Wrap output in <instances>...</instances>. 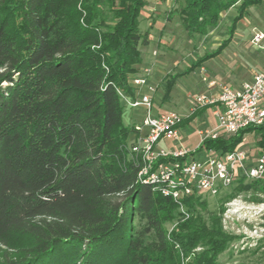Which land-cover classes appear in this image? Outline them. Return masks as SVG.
I'll return each mask as SVG.
<instances>
[{
  "label": "trees",
  "instance_id": "16d2710c",
  "mask_svg": "<svg viewBox=\"0 0 264 264\" xmlns=\"http://www.w3.org/2000/svg\"><path fill=\"white\" fill-rule=\"evenodd\" d=\"M262 1L182 0L177 16L189 36H206L229 9L234 27ZM144 6L0 0V264H218L225 235L193 216L167 232L180 205L138 181L129 151L136 132L119 94L136 96L128 77L150 41L138 29ZM249 133L264 151L263 123L204 140L196 154L232 152ZM249 185L250 201L264 203V175ZM181 206L194 214L205 202Z\"/></svg>",
  "mask_w": 264,
  "mask_h": 264
},
{
  "label": "rangeland",
  "instance_id": "374dc122",
  "mask_svg": "<svg viewBox=\"0 0 264 264\" xmlns=\"http://www.w3.org/2000/svg\"><path fill=\"white\" fill-rule=\"evenodd\" d=\"M181 4L182 0H145L138 17V29L142 33L147 32L150 41L147 46H139L142 60L135 65L136 72L128 79L130 81L143 69L150 70L147 84L156 89L152 96L151 113L157 116L174 112L181 116L179 143L172 144L191 152L201 140L199 131L204 133L217 127L211 106H207L200 120H186L188 112L197 109V97L213 96L218 91L217 86L209 89L207 82L201 80V68L216 85L237 89L264 66V41L259 46L252 43L254 32L264 34V0L257 6L249 7L234 27L237 8L229 9L206 36H189L185 32L177 16ZM208 54L214 55L203 61L199 68V62ZM143 91L146 92V89ZM145 114L143 108L126 107L122 120L124 125L129 126L133 122L138 125ZM258 139L259 136L254 133L246 134L239 148L255 155L259 151ZM163 144L161 142L160 145ZM240 180L218 196H201L205 206L197 207L194 214L179 208L175 219L165 225L167 232L177 228L179 219L193 216L194 223L203 225L205 230L211 231L209 233L218 230L225 235L226 243L217 256L218 264H264V203L251 202V180ZM210 213L218 214V226H212ZM203 249L199 244L194 251ZM180 260L181 264L189 262V258L183 255H180Z\"/></svg>",
  "mask_w": 264,
  "mask_h": 264
},
{
  "label": "built area",
  "instance_id": "2783aa9c",
  "mask_svg": "<svg viewBox=\"0 0 264 264\" xmlns=\"http://www.w3.org/2000/svg\"><path fill=\"white\" fill-rule=\"evenodd\" d=\"M263 41L264 34L254 32L252 43L259 46ZM201 72V80L207 82L209 89L217 86L218 91L213 96L197 97L195 106H211L217 127L200 133L201 140L196 149L204 140H214L220 135L232 136L264 123V66L237 89L216 85L203 73L204 69L201 68ZM149 74V69H143L129 81L136 90L134 99L119 94L125 107L143 108L146 112L141 124L133 125L136 134L128 146L132 160L139 165L137 178L140 183L151 185L154 191L183 208L181 203L188 197L218 196L238 179L257 180L264 175V151L252 155L248 150L237 147L221 156L199 159L196 149L188 152L160 147L163 141L179 143L178 128L183 118L174 112L152 115V96L156 89L147 84ZM194 111L195 108L191 113Z\"/></svg>",
  "mask_w": 264,
  "mask_h": 264
},
{
  "label": "crops",
  "instance_id": "0c3cea01",
  "mask_svg": "<svg viewBox=\"0 0 264 264\" xmlns=\"http://www.w3.org/2000/svg\"><path fill=\"white\" fill-rule=\"evenodd\" d=\"M240 87V86H239ZM214 93V92H213ZM217 93V92H216ZM216 93H214V95L216 94ZM210 108H212V107H210ZM207 109V107H200V108H197V109H195V111L193 112V113H189L188 112V117L186 118V120H190V121H196V119L197 120H200L201 119V117H202V115H203V113H204V111ZM212 112H213V108H212ZM197 115L198 116H200V118L199 117H197ZM212 115H213V113H212ZM199 118V119H198ZM127 125V124H126ZM133 125H136V124H134V122L132 123V125H130L129 124V126H133ZM180 127V126H179ZM179 129V128H178ZM213 130V129H212ZM200 133H202L201 131H199L198 132V134L200 135ZM166 141H163L162 143H164L163 145L164 146H162V145H159L160 147H162V148H168V149H172V150H178V148H176V147H173V144L172 143H174V142H170L169 144L168 143H165ZM200 143V142H199ZM161 144V143H160ZM179 149H181V147L179 148ZM187 151V150H186ZM207 156H211L209 153H201V154H199L198 155V158L199 159H204V158H206Z\"/></svg>",
  "mask_w": 264,
  "mask_h": 264
}]
</instances>
